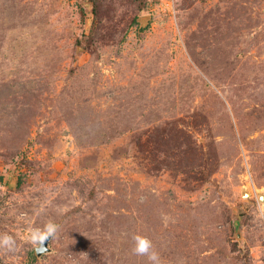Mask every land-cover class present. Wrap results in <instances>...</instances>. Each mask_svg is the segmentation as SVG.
Instances as JSON below:
<instances>
[{
  "label": "rangeland",
  "instance_id": "rangeland-1",
  "mask_svg": "<svg viewBox=\"0 0 264 264\" xmlns=\"http://www.w3.org/2000/svg\"><path fill=\"white\" fill-rule=\"evenodd\" d=\"M5 232L0 264H264V0H0Z\"/></svg>",
  "mask_w": 264,
  "mask_h": 264
},
{
  "label": "clouds",
  "instance_id": "clouds-1",
  "mask_svg": "<svg viewBox=\"0 0 264 264\" xmlns=\"http://www.w3.org/2000/svg\"><path fill=\"white\" fill-rule=\"evenodd\" d=\"M59 232L60 225L50 219L42 227H30L26 239L36 253L43 254L47 250L48 242L56 239ZM132 240L134 242L132 248L134 255L147 257L149 264H164L151 239L141 234H134ZM0 250L6 252H14L16 250V240L13 235L7 232L0 234Z\"/></svg>",
  "mask_w": 264,
  "mask_h": 264
},
{
  "label": "water",
  "instance_id": "water-1",
  "mask_svg": "<svg viewBox=\"0 0 264 264\" xmlns=\"http://www.w3.org/2000/svg\"><path fill=\"white\" fill-rule=\"evenodd\" d=\"M47 246H48V244H47ZM46 251H48V247H47V250H46ZM46 251H45V252H46ZM39 255H40V254H39Z\"/></svg>",
  "mask_w": 264,
  "mask_h": 264
}]
</instances>
